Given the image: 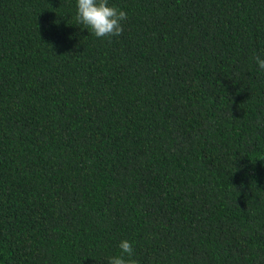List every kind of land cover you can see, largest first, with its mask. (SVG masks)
<instances>
[{"label": "trees", "instance_id": "trees-1", "mask_svg": "<svg viewBox=\"0 0 264 264\" xmlns=\"http://www.w3.org/2000/svg\"><path fill=\"white\" fill-rule=\"evenodd\" d=\"M0 0V264H264V0Z\"/></svg>", "mask_w": 264, "mask_h": 264}, {"label": "clouds", "instance_id": "clouds-1", "mask_svg": "<svg viewBox=\"0 0 264 264\" xmlns=\"http://www.w3.org/2000/svg\"><path fill=\"white\" fill-rule=\"evenodd\" d=\"M76 25L87 30L94 37L119 36L127 13L110 0H74ZM256 70L264 74V55L254 57ZM119 253L106 258V264H138L134 259L133 241L121 238Z\"/></svg>", "mask_w": 264, "mask_h": 264}]
</instances>
